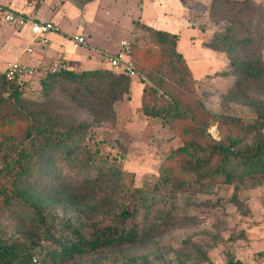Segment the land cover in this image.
Returning a JSON list of instances; mask_svg holds the SVG:
<instances>
[{"label":"trees","instance_id":"1","mask_svg":"<svg viewBox=\"0 0 264 264\" xmlns=\"http://www.w3.org/2000/svg\"><path fill=\"white\" fill-rule=\"evenodd\" d=\"M210 17L220 28L204 46L225 53L235 77L231 99L254 119L208 109L179 50L180 35L136 22L154 44L131 50L145 83L140 111L180 141L156 181L142 187L123 183L122 168L92 152V123L82 119L104 118L129 94L132 78L111 70L61 71L41 80V96L32 101L23 97L28 82L0 75V264H140L143 258L129 251L187 217L205 185L233 187L231 202L240 208L247 201L242 191L264 185V38L255 31L264 7L211 0ZM227 264L243 263L230 257Z\"/></svg>","mask_w":264,"mask_h":264},{"label":"rangeland","instance_id":"2","mask_svg":"<svg viewBox=\"0 0 264 264\" xmlns=\"http://www.w3.org/2000/svg\"><path fill=\"white\" fill-rule=\"evenodd\" d=\"M66 1L68 0H0V5L17 9L19 5L40 7L45 3L56 8ZM71 1L82 8L80 2L83 0ZM250 1L264 7V0ZM139 2L140 0H102L92 10L95 22L88 24L86 28L90 43L110 54L120 51L122 41H129L132 47L137 44L143 49L153 48L154 44L146 34L135 31L134 19L139 14ZM192 5L184 21L186 28L176 32L181 34V50L186 52L185 50L192 48L197 55V68L205 71V75L197 80L198 95L207 108L217 114H230L244 118L246 122L253 121L251 110L241 102L231 99L235 77L231 76L227 68L225 53H216L204 46L220 28V24H216L210 17L211 0H196ZM87 7L88 5L85 8ZM85 8L82 9L85 11ZM255 26L256 35L263 34L264 38V19L255 21ZM1 27L8 29L4 32L8 42L12 38L16 40H13L12 45L0 42V52L5 53L0 56V75L4 74L10 62L36 65L33 58L24 54L29 45L28 39L17 36L18 30L6 23L0 24ZM10 50L21 55L15 59L8 54ZM82 50L81 53L92 52L89 48ZM262 54L264 58V46ZM97 55L105 56L99 52ZM53 61H46L42 65L48 66ZM82 69L84 68L73 71L82 73L85 71ZM111 71L120 73L119 70ZM42 79L28 81L23 97L32 101L38 100L41 96ZM144 85L138 78H134L129 94L117 101L112 111H105V117L101 116L99 122L94 121L89 113L82 116V119L92 123L88 142L92 152L95 154L98 150L99 155L112 159L122 168L123 183L135 187L155 182L165 159L180 145L169 127L141 113ZM3 96L6 97L7 94ZM209 132L215 140H220L218 126H212ZM254 140L255 137H249L243 148L251 145ZM204 189L207 192L193 197L194 202L187 217L180 218L175 227L158 234L150 244L138 248L135 254L134 249L129 254L132 257H142L143 263L140 261V264H227L230 257H235V260L243 264H264V254H261L264 252V185L240 193L241 198L247 199L243 208L231 202L235 194L231 186L205 185ZM203 256L208 257L210 262L204 261Z\"/></svg>","mask_w":264,"mask_h":264},{"label":"crops","instance_id":"3","mask_svg":"<svg viewBox=\"0 0 264 264\" xmlns=\"http://www.w3.org/2000/svg\"><path fill=\"white\" fill-rule=\"evenodd\" d=\"M101 1L102 0H96L89 4L88 7L85 8V11L84 9L76 6L71 0L66 1V3L62 6L57 5L56 8L46 5L45 3H43L40 7L24 4L17 6V9L11 8L24 14L26 17L35 19L38 22H53V24L60 29V33L53 36L50 44L46 48H43L35 43L28 28H16L19 32L17 36L26 38L29 42V45L24 50V54L33 58L36 63V65H26L41 67L43 66L42 63L56 60L61 54H65L69 60L70 70L78 71L81 68H84L82 69L83 71L112 70L105 56L97 55V52H109L92 45L89 41V36L86 34L88 24L95 22V14L92 15V10L93 8L95 9ZM194 2H196V0H140L139 14L137 19H134V26L136 22L140 21L142 24L157 30L177 33L176 31L186 28L184 21L186 19V15H188V9L193 6L192 4H194ZM64 26L67 27L68 30ZM73 27H76V29L73 30ZM7 30L8 29L6 27L0 28V42L2 44L6 43L7 45H12L13 40L15 41L16 39L12 38V40L8 42V39L4 36V32ZM75 35H82L87 41V47L74 49L69 43V38ZM180 42L179 44H181ZM30 47L33 48V54H29L27 52V49ZM86 48H89L92 52L87 51L86 53H81L80 50ZM179 50L184 54L196 80H198L200 76L205 75V71L197 68L198 65L195 63L197 55L193 53L192 48L189 50L187 49L185 50L186 52H184L181 50L179 45ZM2 54L5 53L0 52L1 57ZM8 54L14 56L13 58L15 59L21 55L17 54L15 50L13 53L12 50H10V53ZM8 60L13 59L8 58Z\"/></svg>","mask_w":264,"mask_h":264},{"label":"built area","instance_id":"4","mask_svg":"<svg viewBox=\"0 0 264 264\" xmlns=\"http://www.w3.org/2000/svg\"><path fill=\"white\" fill-rule=\"evenodd\" d=\"M0 23H6L17 29L28 28L35 43L43 48H46L50 44L53 36L60 33V29L51 22H38L33 18L26 17L22 13L1 5ZM69 43L74 49L87 47V41L82 35L72 36L69 38ZM131 50V43L129 41H122L118 53H104V55L111 69L119 70L120 73L125 74L132 79H139L140 74L137 72L131 58ZM27 52L33 54V48H28ZM68 70H70L68 57L65 54H61L48 66L32 67L21 64L17 61L10 62L5 69V75L9 80L28 82L35 78H45L49 75Z\"/></svg>","mask_w":264,"mask_h":264}]
</instances>
